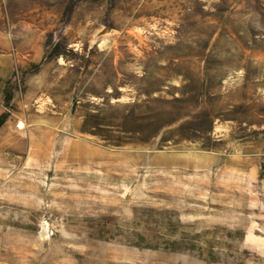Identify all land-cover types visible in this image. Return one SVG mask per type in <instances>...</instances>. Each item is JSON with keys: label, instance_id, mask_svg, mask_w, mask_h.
Returning <instances> with one entry per match:
<instances>
[{"label": "rangeland", "instance_id": "rangeland-1", "mask_svg": "<svg viewBox=\"0 0 264 264\" xmlns=\"http://www.w3.org/2000/svg\"><path fill=\"white\" fill-rule=\"evenodd\" d=\"M0 49V264H264V0H0Z\"/></svg>", "mask_w": 264, "mask_h": 264}, {"label": "crops", "instance_id": "crops-1", "mask_svg": "<svg viewBox=\"0 0 264 264\" xmlns=\"http://www.w3.org/2000/svg\"><path fill=\"white\" fill-rule=\"evenodd\" d=\"M8 44V43H6ZM13 73V53H3L0 49V117L10 113V110L5 105V90L7 80L11 78ZM10 117L8 116V118ZM8 122H5L0 130L7 126Z\"/></svg>", "mask_w": 264, "mask_h": 264}, {"label": "built area", "instance_id": "built-area-1", "mask_svg": "<svg viewBox=\"0 0 264 264\" xmlns=\"http://www.w3.org/2000/svg\"><path fill=\"white\" fill-rule=\"evenodd\" d=\"M15 128L17 131H25L27 129V125H26V122L25 120H18L16 123H15Z\"/></svg>", "mask_w": 264, "mask_h": 264}, {"label": "trees", "instance_id": "trees-1", "mask_svg": "<svg viewBox=\"0 0 264 264\" xmlns=\"http://www.w3.org/2000/svg\"><path fill=\"white\" fill-rule=\"evenodd\" d=\"M12 100H13V95L11 93H7L5 97L7 107H9Z\"/></svg>", "mask_w": 264, "mask_h": 264}]
</instances>
